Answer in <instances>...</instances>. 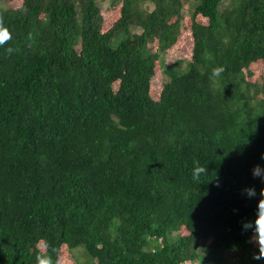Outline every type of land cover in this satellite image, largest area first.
I'll return each instance as SVG.
<instances>
[{
	"label": "trees",
	"instance_id": "16d2710c",
	"mask_svg": "<svg viewBox=\"0 0 264 264\" xmlns=\"http://www.w3.org/2000/svg\"><path fill=\"white\" fill-rule=\"evenodd\" d=\"M11 1L0 264H35L41 238L89 264H264L242 231L264 189L251 172L264 167V72H244L264 65V0H106L119 14L104 30L100 0ZM190 10L207 19L191 22V57L165 64ZM156 66L167 78L154 99Z\"/></svg>",
	"mask_w": 264,
	"mask_h": 264
},
{
	"label": "clouds",
	"instance_id": "9594fccd",
	"mask_svg": "<svg viewBox=\"0 0 264 264\" xmlns=\"http://www.w3.org/2000/svg\"><path fill=\"white\" fill-rule=\"evenodd\" d=\"M20 10L24 12L27 11V9L23 7H21ZM29 38H31V34H29ZM11 40L12 32L5 26L4 15L0 14V47L9 44ZM14 51L15 49L12 47H7L5 49L6 55L9 56L12 55ZM225 71L226 69L223 66H217L213 68L211 76L213 78H219ZM261 159H264V154H262ZM208 172V167L201 165L198 160L195 161L191 174L193 181L199 182L201 176H206ZM251 172L254 179L259 178L264 182V167L259 164L254 165ZM215 181V187L219 188L221 186L219 178L217 177ZM241 195L247 199H253L256 198L257 192L254 186H249L241 190ZM259 196L260 198L256 205L255 219L242 222V231L247 232L251 230L252 232L248 242L254 244L258 249V251L252 255V259L256 261L264 260V189H261ZM35 249V264H67L66 259L59 255L58 249L52 247L50 243L43 238L37 241ZM50 252L56 254L55 259H53V255L49 254Z\"/></svg>",
	"mask_w": 264,
	"mask_h": 264
},
{
	"label": "rangeland",
	"instance_id": "374dc122",
	"mask_svg": "<svg viewBox=\"0 0 264 264\" xmlns=\"http://www.w3.org/2000/svg\"><path fill=\"white\" fill-rule=\"evenodd\" d=\"M21 0H12V6L16 7L20 4ZM100 4H102V29H106L113 20L119 14V6L109 7L107 6L106 0H100ZM195 21L196 23L205 24L207 19L205 16L201 14L194 15L193 11H188L187 15L182 19L179 25V33L177 37L172 43L168 45V50L164 55V63L170 64L176 60H188L192 54V32H191V22ZM130 31H139L138 28L130 27ZM250 72L247 74L254 80L260 81V75L264 72V65L260 62L254 63L244 69V72ZM166 74L161 70V67L156 66L152 76L150 77L147 90L148 94L157 99L160 93V89L163 85V80L166 79ZM34 242L31 244V250L36 254L35 244ZM67 261V264H89L85 254L82 252V248L80 246L64 250L62 255Z\"/></svg>",
	"mask_w": 264,
	"mask_h": 264
}]
</instances>
